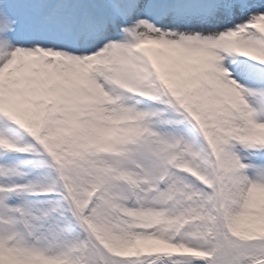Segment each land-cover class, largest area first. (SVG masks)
Listing matches in <instances>:
<instances>
[{
  "label": "snow or ice",
  "instance_id": "snow-or-ice-1",
  "mask_svg": "<svg viewBox=\"0 0 264 264\" xmlns=\"http://www.w3.org/2000/svg\"><path fill=\"white\" fill-rule=\"evenodd\" d=\"M0 264H264V0H0Z\"/></svg>",
  "mask_w": 264,
  "mask_h": 264
}]
</instances>
